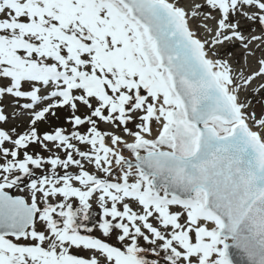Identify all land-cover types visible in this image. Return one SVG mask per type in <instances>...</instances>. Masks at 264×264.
Instances as JSON below:
<instances>
[{"label": "snow or ice", "instance_id": "6c2138e0", "mask_svg": "<svg viewBox=\"0 0 264 264\" xmlns=\"http://www.w3.org/2000/svg\"><path fill=\"white\" fill-rule=\"evenodd\" d=\"M0 264H264V0H0Z\"/></svg>", "mask_w": 264, "mask_h": 264}, {"label": "rangeland", "instance_id": "374dc122", "mask_svg": "<svg viewBox=\"0 0 264 264\" xmlns=\"http://www.w3.org/2000/svg\"><path fill=\"white\" fill-rule=\"evenodd\" d=\"M90 211H91V217L92 218L89 221H87L86 223L88 224V226L92 227V226L98 225V223H99V215H98L99 210L96 208L95 205H93V209Z\"/></svg>", "mask_w": 264, "mask_h": 264}]
</instances>
